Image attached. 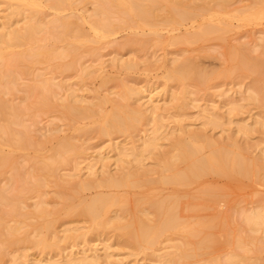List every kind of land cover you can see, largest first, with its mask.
<instances>
[{
	"label": "rangeland",
	"instance_id": "rangeland-1",
	"mask_svg": "<svg viewBox=\"0 0 264 264\" xmlns=\"http://www.w3.org/2000/svg\"><path fill=\"white\" fill-rule=\"evenodd\" d=\"M211 3L210 11L196 19H188L182 23L157 21L155 25L126 23V14L114 9L110 15L118 27L114 34L103 36L96 41L98 37L94 39L91 28V22L95 18L93 12L96 0H76L64 12V15L75 21L80 17L85 18L84 21L80 19V22L86 34L90 36V40L80 43L77 52L72 54L55 55L46 60L26 62L23 65L28 70L18 73L16 83H9L5 80L7 87L0 85V95L11 104L22 108L19 121L12 124L13 128L18 131H27L31 140L35 141L33 145L22 148L20 145L11 146L4 138H0V147L6 153L13 154L15 159L13 166L18 167L21 173V177L14 184L10 180L15 175V170L12 165L6 166L0 170V185L8 188L9 193L5 192L8 195L14 194L15 197L20 195L21 198L18 199L25 204H20L21 212L14 211L10 215L12 211L9 208L12 206L0 202L1 223H6L7 225L4 224V226L7 227L9 224L22 225L20 233L13 235L8 232L7 227L4 228L0 224V234L3 233L0 239H3V236L5 239H9V236L10 239L19 238L17 239L19 243L14 245L15 247L7 248L4 254L2 251L0 264H16L15 258L20 253L31 255V258H41L44 255L42 249H37L38 247L36 248L32 242L38 238L37 227L43 225L47 219L56 220L59 236H64L66 228L70 226L78 227L74 233L89 230L90 222L78 218L71 221L64 208L69 203L75 204L82 198L89 199L98 193L126 198L127 209H129L127 219L131 220L141 216L147 222H156L161 218L157 213L144 215L140 212L141 207L149 206L150 200L165 198L176 200L175 209L181 222L194 223L196 227L205 222H216L218 226L214 229L215 237L221 242L225 241L224 245L220 249L204 254L203 249L194 250L195 244L190 241L192 238L180 231L181 225V229L164 235L165 237H162L153 248L141 251L133 248L134 244L119 229L108 227L105 231L95 233L97 235L92 233V238L90 237L92 241H89V244L84 242V239H80L82 241L77 239V242H82L78 245L73 240L75 247H72L71 243V245L67 242L61 243V245L67 246L68 244L69 246L63 255L67 256L72 251L83 253L84 248H88L90 249H87L88 252L96 249L100 252L103 262L99 261V264H162L154 253L165 255L167 252H175L176 247L182 246L191 252L198 253V256L185 260L191 264H214L216 260L228 264V258L234 253L239 256L247 255L252 261H256L257 258L264 260V232L250 229L244 219L250 211L264 208V177L255 180V178L232 177L217 172H208L202 176H196L185 184L164 182L161 179L164 174L170 172L162 170L160 161L174 160L173 155L179 152L175 148V142L181 136H185L183 135L184 130L203 131L208 137L221 143L231 142V136L234 135L243 146L244 154L255 157V159H264V126L256 124L258 118H264V91L260 101L254 103L245 99L251 93L249 87L264 86V73L243 71L235 56L237 52L255 59L264 57V2L230 0L226 4L216 3V1ZM7 5L5 0H0V17L10 12ZM43 11L42 15L47 19L54 15V11L47 6V2L44 4ZM209 18H215L213 22L224 27L220 33L199 42L176 41L195 32L201 22L208 21ZM25 23L26 20H21L19 25L23 26ZM42 36L44 38L38 45L58 46L59 49L61 45H70L72 40L68 37L66 42H62L61 39L57 41L47 33H43ZM20 49L17 48V50ZM187 56L194 58V62L209 72V76L212 77L208 85L189 81V92L184 91V84L180 80L167 79L168 73L175 65L174 60H182ZM125 61L136 63V66L126 69L123 66ZM68 65L72 68L67 69ZM90 65L93 66L91 71L101 67L100 65H103V68L91 74L85 73L82 68ZM49 79L53 80L54 92L47 95H51L52 103L42 105L40 103L42 91L37 89L33 95L31 94L32 96H29L27 90L31 85L36 87ZM122 81L136 86L144 94L141 100L133 101L135 106L148 107L152 103L151 97L159 96L157 100H160L156 104L160 107L158 109L159 121L163 124L160 133L163 137L160 139L158 148L154 150V155L146 152L141 163L136 161L134 156L125 157L124 161H117L118 151L113 148L117 143L125 144L135 140L140 146L143 137L152 133L155 128V120L152 116H150L151 120L144 121L142 125L138 124L137 130L133 133L102 135L97 128V124H100L103 119L98 106L94 107L97 110L95 116L85 118L67 116L61 105L68 96V92L74 89L79 96V102H83L84 106L94 104L93 102H97L98 98L103 96H109L108 98H111L113 102L118 101L121 99L119 91H121ZM165 89H168V92H164ZM224 91L227 93L223 94ZM104 107L107 110L111 109L112 101H108ZM207 107H215L224 119L219 124H205L202 112ZM7 110L9 111V108ZM233 118L239 123L246 121L254 124L255 128L249 132L250 134L239 132L237 122H233ZM66 139L73 140L84 150L86 146L90 147L84 151L85 154L82 156H76L80 162L81 171L76 169V160L63 162V164L52 162L50 159L57 154L56 148L60 142ZM100 152L106 159L96 165L94 174H89L88 164ZM45 163H51V169L49 166L42 169L43 165H47ZM176 167L181 172L186 171L188 162L178 161ZM128 170L136 172L133 177L138 181L136 184L99 185L98 181L102 180L105 174L116 176ZM144 170L147 172L141 173ZM33 172L38 177L40 176L41 180L44 179L40 188H34L32 175L36 174ZM75 173L77 175H74ZM71 175L75 178H71ZM84 179L94 180L95 184L88 189L80 190L77 184ZM27 184L32 185L33 188H27ZM205 192H211V194ZM41 198L48 199L46 207L51 212L55 211L51 216L48 215L49 218L35 216L36 205L42 200ZM117 209L118 207L112 208L114 215ZM51 234L52 239L54 232ZM241 235L245 238L254 235L259 240L256 245L255 243L250 244L248 249H244L233 243V240ZM1 245L0 248L3 249L4 246ZM24 259L26 260L27 257L21 256L20 260L25 261ZM178 262V264H183V260ZM238 264H243V261Z\"/></svg>",
	"mask_w": 264,
	"mask_h": 264
},
{
	"label": "bare ground",
	"instance_id": "bare-ground-1",
	"mask_svg": "<svg viewBox=\"0 0 264 264\" xmlns=\"http://www.w3.org/2000/svg\"><path fill=\"white\" fill-rule=\"evenodd\" d=\"M5 1L8 4L7 7L10 9V12L0 17V85H4V87H7L4 83L5 80H7L9 83H16L18 73L26 72L28 70L25 65H23L24 63H31L40 59L46 60L55 55L62 56L70 53L72 54L77 52L80 43L90 40V36L86 34L80 22V19L84 21L85 18L80 17V19L78 18V20L75 21L70 17H66L67 15H64V12L70 6H72L76 0ZM215 1L216 3L219 2L226 4L230 0H96V5L93 12L95 18L91 22L93 37L96 39L97 36V41L103 36L114 34L116 28L118 27L110 15L114 9L126 14L125 21L126 23L130 24L139 25L140 23H144L155 25L157 21L182 23L188 19H196L205 12L210 11L209 7L212 4L211 2ZM45 2H47V6L54 11V15L50 19H47L44 15H42L44 12L43 10ZM259 2H264V0H259ZM108 5H110V7ZM209 19L210 20L208 21L204 20L201 22L195 32H192L185 38L181 40L178 39L176 41L185 43L199 42L205 38H209L211 36H215L217 33H220L224 27L214 23L215 21L213 22V20L215 18ZM21 20H26V23L23 26L19 25ZM43 33L51 34L57 41L61 39L62 42H66L68 37H71L72 40L70 41V45L68 44L69 46L66 44L61 45L60 49L58 46L49 47L38 45V43L44 38L42 36ZM17 48L21 49L17 50ZM235 56L237 57L240 67L243 71H253L258 74L264 73V57L255 59L247 54H241L237 52L235 53ZM174 61L175 65L168 73L167 79L180 80L184 84L185 92H189V81H196V83L200 85H208L212 80V77L208 74L209 72L205 71L196 62H194V58L192 59L191 57L187 56L182 60L175 59ZM135 64L136 63L127 61L123 62V66L126 69L134 68L136 66ZM100 66L101 67H98L97 69L94 68L92 71V65L84 66L82 69L85 71V73L88 72V74H91L93 71L96 72L102 70L103 65ZM71 68V65L67 66V69ZM84 78L85 77H83V79ZM52 86L53 80L49 79L43 82V84L36 86L37 88L33 85L29 86L27 91L30 96L31 94L33 95L37 89H40L42 91V93L40 91L42 97V99H40V103L42 105H49L52 103L50 99L51 95L47 94L54 92ZM260 86L261 85L255 87L253 85L249 87V91L251 93L248 97L246 96V98H244L247 99V101L254 103L260 101L262 98L261 94L264 91V86ZM120 89V100H115L113 102L111 98H108L109 96H103L102 98H98L97 102H93L94 104L87 106H84L83 102H79V96H77L75 89H70L71 93L68 92V96L63 100L61 105L65 109L67 116H81L85 118L95 116L97 114V110L94 107L98 106L102 113L101 116L103 119L100 124H97V128L102 135H112L113 133H133L134 130H137V126L140 124L142 125L144 121L146 122L147 120H151L150 116H152V119L155 120V128L152 130V133L143 137L142 144L140 146L136 144L137 141L135 140L125 144L117 143L115 144V148H113L118 151L117 161H122L128 156H134L135 160L141 163L145 158L146 152H149L150 155H154V150L158 148L160 139L163 137L160 133V130L163 128V124L159 121L158 109L160 107L156 104V102L160 101L157 100L159 96H156V98L151 97L152 103L149 104L148 107L135 106L133 101H139L144 97L141 89L125 81L120 83ZM164 92H168V89H165ZM222 93L226 94L227 91ZM108 101H112V108L107 110L104 109V106ZM7 108H9V111ZM233 109L234 107L231 109V111ZM21 112L22 108L11 104L8 100L0 95V138H4V140L8 141V144L11 146L20 145L23 148L27 147L28 145H33L35 141L33 140V142L31 140L32 138L27 131H18L12 126V124L19 121V118L22 114ZM10 114H12V116H8ZM202 118L205 120V124H219L220 121L224 119L219 110H217L215 107L204 108L202 112ZM232 121L237 122V131L239 132L249 133L253 131V128H255L253 126L254 124L247 123L246 121L244 123H239V121L235 118H233ZM256 124L264 126V118H258L256 120ZM183 135L185 136H181L175 142V148L179 152L173 155L174 160L172 161V159H163L160 161V165L163 168L162 170L165 172H170L169 174H164V176H162L161 179H163L164 182L185 184L192 181L196 176H202L208 172H217L222 175L232 177L255 178V180L257 178L262 179L264 177V159L259 160L257 157V159H255V157H249L244 154L243 146L234 135L231 136L232 141L226 143H221L218 140H214L213 138L208 137L205 132L200 130H184ZM87 148L90 147L86 146L85 150ZM85 150L82 146L76 145V142L73 140L66 139L60 142V145L56 148L57 154H55L54 157H51L50 159H52V162L59 163H68L76 160V169L78 168L81 171L82 168L80 167V162L78 161L77 157L85 154ZM104 159H106L105 156H102V152H100L98 156L88 164L89 174H94L96 171V165L99 162H104ZM178 161L188 162V168L186 171L181 172L178 170L176 167ZM14 162L15 159L13 158V154L6 153L0 147V170L6 166L12 165L13 169L15 170V175H13L10 181L16 184L18 178L21 177V173L18 167L13 166ZM45 164L47 165H43L42 169H46L48 166L51 169V163ZM146 172L147 170H144L141 173L145 174ZM135 173V171L128 170L116 176L113 174H105L104 178L98 182L99 185L108 186L136 184L138 181L133 179ZM74 175H77V173ZM74 175H71V178H75ZM32 177L34 178L35 183L34 188L42 185L41 182L44 179L41 180V177H38L37 174L35 176L32 175ZM20 180H22V178ZM94 184V180L84 179L80 180L77 185L81 190L88 189ZM26 187L30 188L32 185L27 184ZM7 189L8 188L0 185V202L12 206V208H9L12 212H7L11 215L14 213V211L18 212L20 209V204H22L23 201L18 199L21 198L20 195H17V197H15L14 194H12V196L8 195L7 193H9V191H7ZM205 193L211 194V192ZM45 199L37 202L35 216L38 218L40 216H47V218H49L48 215L51 216V214L55 212H51L50 209L46 207L49 201H47L48 199ZM175 203L176 200L169 198L162 200H150L149 206L141 207L139 209L140 212H142L144 215L157 213L161 218L156 222H147V220L141 216L131 220L127 219V212L129 209H127V200L124 197L113 196L107 193H98L89 199L82 198L75 204H67L64 209L71 221L76 218L84 219L91 223V228L81 233H74L75 229H78V227L70 226L66 228L64 236H59L57 233L58 230L56 229V220L47 219L43 225L37 227L36 231H38V238H35V241L32 242L36 248L38 247L37 249H42L44 255H42L41 258H31V255H22V253H20L15 258L16 264H99V261L101 262L103 257H101L102 255L99 254L100 252L97 251V249L95 251L88 252L90 249L87 248V250L84 248L83 253L72 251V253L70 252L71 254L69 253L67 256H65V254L63 255V253L68 249V244H72V247H75L76 245L82 243L80 242L82 241L80 239H84V242L88 243L89 241H92V239L90 240L92 233L93 235H97L99 232H101V230L105 231L108 227L119 229V231H121V233H123V235L129 239L132 244H134L133 248H138V250L141 251L153 248L161 241L162 237H165L164 235H167L176 229H181V225L182 229L180 231H183L187 236L192 238L190 241L195 244L194 250L203 249L204 251L202 253L204 254L206 252L223 247L225 241L221 242L217 239V237H215L216 233L214 232V229L218 226L216 222H205L199 227H196L194 223L181 222L175 209ZM23 205L25 204L23 203ZM113 207H118L115 215L113 214ZM19 212L21 211L19 210ZM1 219H3V217ZM244 219L250 229L256 232H264L263 207L250 211L245 215ZM222 222L224 223V220ZM0 224H2L1 221ZM4 224L6 223H3L2 226L4 228L7 227L4 226ZM9 225L6 229H8V232L13 235L17 234L22 229L20 227L22 225L20 224H16L17 226ZM221 226H223V224H221ZM53 232L54 236L51 239L50 234ZM2 234L3 233L0 234V238ZM52 235L53 234H51V236ZM2 238L3 239H0V245L3 244L1 246L4 247L3 249L0 248V256H3L2 251H4V254L7 248L19 243V238L17 237H13L14 239L16 238V240L12 238L10 239V236L9 239H5V236ZM77 239L80 241L77 242ZM20 240L22 239L20 238ZM73 240L76 241V245L72 243L74 242ZM258 240L259 238L254 237V235L249 238H245L243 235H241L238 238H235L233 240L234 242L232 240L230 241L235 243L237 246L248 249L250 244L254 245L255 243L256 245ZM65 242L68 243H66L67 246L63 245ZM61 243L63 244L61 245ZM73 244L75 246H73ZM154 255L158 257V261L162 262V264H178L179 260H183V264H191L189 261L185 262V260L189 259V257L198 256V253L191 252L187 248L178 246L176 247L175 252H167L165 255L154 253ZM21 256H25L27 259H24L25 261H21ZM240 261H243V264H264V260L259 258H257L256 261H252L247 255L239 256L236 253L232 254L228 258L227 263L238 264ZM214 264L223 263L221 260H216Z\"/></svg>",
	"mask_w": 264,
	"mask_h": 264
}]
</instances>
